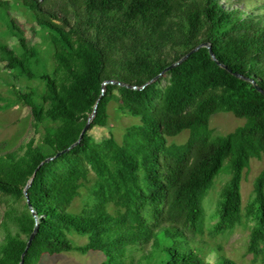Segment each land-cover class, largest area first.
<instances>
[{
	"label": "trees",
	"instance_id": "1",
	"mask_svg": "<svg viewBox=\"0 0 264 264\" xmlns=\"http://www.w3.org/2000/svg\"><path fill=\"white\" fill-rule=\"evenodd\" d=\"M47 32L61 67L35 72L38 54L14 23L21 53L10 52L6 67L38 79L42 94L15 90V101L31 109L36 133L17 151L0 155V196L25 202L24 189L34 176L24 209L11 204L5 214L9 230L0 244V264H21L35 218L39 229L23 264L43 257L78 252L101 253L103 264H216L196 260L192 242L204 234V201L222 175L224 185L210 227L225 236L238 226L264 235V168L244 207L242 182L253 159L264 160V16L227 10L221 0H21ZM207 48L144 89L103 83L115 81L138 88L156 78L197 46ZM6 46L0 45V50ZM136 110L149 125L158 148L153 156L132 155L126 171L104 176L88 156L91 132L108 127V110L116 97ZM83 102L86 113L71 109ZM97 104V114L81 142L51 162L41 163L75 144ZM232 113L245 124L214 135L211 119ZM55 125L50 133L48 125ZM189 131L184 144L168 139ZM94 171L97 181L90 203L71 212L80 190ZM38 180L39 188L32 184ZM13 224L15 232L10 231ZM87 238L75 245L72 236ZM149 248V249H147ZM143 251L139 258L135 253ZM224 264H236L227 260Z\"/></svg>",
	"mask_w": 264,
	"mask_h": 264
},
{
	"label": "rangeland",
	"instance_id": "2",
	"mask_svg": "<svg viewBox=\"0 0 264 264\" xmlns=\"http://www.w3.org/2000/svg\"><path fill=\"white\" fill-rule=\"evenodd\" d=\"M221 3L229 11L241 9L244 11L243 16L251 14L264 16V0H221ZM34 19V13L28 10L21 0H0V45L6 46L5 49L0 50V155L17 151L33 137H39L40 142L46 132L45 125L40 124L39 131L36 133L35 119L30 108L23 105H11L16 99L15 90L20 89L26 93L36 92L39 95L44 91L43 83L38 79L30 80L26 76H20L6 67L10 52L21 53L18 38L11 30L12 22L22 32L28 45L38 54L39 64L34 66L35 72L43 70L53 72L61 67L62 62L55 56L47 32L38 27ZM167 78L168 76L165 75L162 81L163 87L168 83ZM71 109L79 114L86 113L83 102L71 103ZM108 116L107 128L95 129L91 132L96 142L92 141L88 149V156L104 176H108L111 169L126 171L132 155L136 154L137 157L143 153L154 155L159 145L156 140L150 138V125L138 115L136 110L124 108L117 96L109 106ZM244 124L245 120L238 119L232 113H220L211 119L210 128L214 135L224 136ZM48 130L53 133L55 125H48ZM189 136V131H185L177 137L169 138L168 142L184 144ZM263 168L264 160L253 159L250 168L244 174L242 182L244 207L252 199L254 182ZM229 179V175L220 176L204 201L207 219L203 236L192 242L194 258L210 260L216 264H224L227 260H232L236 264H264L263 234L251 231L244 225L238 226L225 236L213 237L209 233L210 227L216 222L213 214L216 211L220 193ZM96 181V174L92 171L89 181L80 190V196L74 202L71 212L80 214L87 208ZM32 187L34 190L39 188L38 180H34ZM25 203L26 200L11 202L0 196V244L4 242L9 232L4 224L6 211L11 204L24 209ZM9 229L12 232L16 231L13 224L9 225ZM71 239L77 246L87 242V238L77 235L72 236ZM142 253L143 251L136 252V258H139ZM105 260V256L98 252L87 255L72 252L55 256L46 255L40 264H103Z\"/></svg>",
	"mask_w": 264,
	"mask_h": 264
},
{
	"label": "water",
	"instance_id": "3",
	"mask_svg": "<svg viewBox=\"0 0 264 264\" xmlns=\"http://www.w3.org/2000/svg\"><path fill=\"white\" fill-rule=\"evenodd\" d=\"M201 48H207V49L209 50V53H210L211 58H212L215 62L218 63V61H217V59H216V57H215V55H214V52H213V49H212L211 44H209V43H203V44L197 46L196 48H194L193 50H191V51H190L189 53H187L186 55H184L179 61H177V62L171 64V65H170L169 67H167L162 73H160L156 78H154L153 80L149 81L146 85H144V86L138 88V87H136V86H128V85H125V84H122V83H119V82H115V81H106V82L103 83V91H102V95L104 94V92H105V87H106V85H108V84H116V85H118V86H123V87L131 88V89H134V90H139V89L141 90V89H144L146 86H148L149 84H152L153 82H155V81H156L157 79H159L160 77L164 76L167 72H169V71L172 70L173 68H175V67L181 65V64H182L184 61H186V60H187L192 54L196 53V52L199 51ZM218 64H219V63H218ZM219 65H220L222 68H225V69H226V67H225L224 65H221V64H219ZM235 76L238 77V78H240V79H243V80H246V81L251 82L253 85H255V86L257 87V89H258L259 92L264 93V91H263L261 88H259V87L257 86V84L255 83L254 80H251V79L245 78V77H243V76H241V75H239V74H235ZM96 114H97V104H96L95 107H94V111H93V113L89 116L88 121H87V124H86L85 128L83 129V131H82V133H81V135H80L78 141H77L75 144H73L71 147H69L68 149H66V150H64V151H61V152L57 153L54 157H50V158L46 159L44 162L41 163L40 166H42V165L45 164V163L51 162V161L54 160L56 157H58V156H60V155H62V154H64V153L68 152V151L71 150L73 147H75L77 144H79V143L81 142L82 138L84 137V135H85V134L88 132V130L90 129L91 124H92L93 120H94L95 117H96ZM34 176H35V174H34ZM34 176L29 180V182L27 183V185H26V187H25V189H24L25 199H26V202H27L29 208H31V203H30V200H29V196H28V194H27V189L31 186V183H32V180H33ZM31 212H32V214H33V216H34V218H35V227H34V231H33V233H32L31 236L29 237V240H28V243H27L26 250H25L24 254L22 255V261H21V264L24 263V257H25V254L28 252L29 248L31 247L32 242H33V240H34V238H35V236H36V234H37V232H38V229H39V222H38L39 218L37 217V215L35 214V212H34L33 210H32Z\"/></svg>",
	"mask_w": 264,
	"mask_h": 264
}]
</instances>
